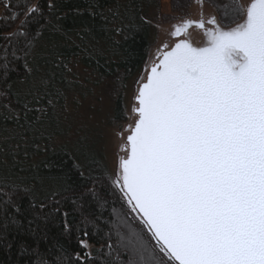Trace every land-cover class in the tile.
<instances>
[{
    "label": "snow or ice",
    "instance_id": "obj_1",
    "mask_svg": "<svg viewBox=\"0 0 264 264\" xmlns=\"http://www.w3.org/2000/svg\"><path fill=\"white\" fill-rule=\"evenodd\" d=\"M215 6L242 19L174 25L177 42L157 49L136 91L135 123L110 177L140 224L115 225L127 264H264V0ZM193 26L202 46L191 42ZM37 264L49 261L37 253Z\"/></svg>",
    "mask_w": 264,
    "mask_h": 264
},
{
    "label": "trees",
    "instance_id": "obj_2",
    "mask_svg": "<svg viewBox=\"0 0 264 264\" xmlns=\"http://www.w3.org/2000/svg\"><path fill=\"white\" fill-rule=\"evenodd\" d=\"M6 1L7 8L0 3V264H37V253L49 264L58 257L65 264H127L115 225L120 217L140 224L112 186L100 147L83 135L65 137L63 111L72 65L120 88L142 70L155 23L167 17L161 1ZM203 1L221 26L240 21L230 8L225 19L215 6L227 0ZM190 2L169 5L183 10ZM30 6L38 10L27 12ZM11 13L19 18H6ZM25 13L28 23L21 25ZM120 116L117 98L114 117ZM80 239L90 247L82 250Z\"/></svg>",
    "mask_w": 264,
    "mask_h": 264
},
{
    "label": "rangeland",
    "instance_id": "obj_3",
    "mask_svg": "<svg viewBox=\"0 0 264 264\" xmlns=\"http://www.w3.org/2000/svg\"><path fill=\"white\" fill-rule=\"evenodd\" d=\"M160 1L161 12L167 17L160 18L155 23L152 46L145 65L155 59L157 49L164 43H168L171 47L176 42L177 39L170 35L174 25L185 19L198 20L201 14L203 18L215 16L218 21L215 8L205 1L201 4L200 0H191L189 6L183 10H172L169 5L170 0ZM239 2L246 6L249 0H239ZM5 4L7 1L3 0V5ZM1 8L0 6V12ZM189 35L194 45L202 44V38L197 30L191 29ZM145 65L137 75L126 81L123 88H120L119 84L113 80L97 83L96 75L78 65H72L70 68L69 77L73 84L67 91L63 111L64 125L67 127L65 137L71 139L74 136L83 135L94 146L100 147L105 159L104 163L112 177L117 170L118 156L125 155L120 151V146L126 141L127 127L130 124L134 126L135 123L136 116L132 113V108L139 83L145 75ZM117 98H120V119L114 117Z\"/></svg>",
    "mask_w": 264,
    "mask_h": 264
},
{
    "label": "flooded vegetation",
    "instance_id": "obj_4",
    "mask_svg": "<svg viewBox=\"0 0 264 264\" xmlns=\"http://www.w3.org/2000/svg\"><path fill=\"white\" fill-rule=\"evenodd\" d=\"M201 15H202V14H201ZM201 15H200V18H201ZM200 18H199V19H200ZM204 19H205V21H207L209 18H204ZM206 27H212V25H208V24L206 23ZM191 29H195V30H197V32L200 33V36H201V38H202V44H200V45H195V46H202L203 43H204V35H203V31L200 30V29H197V28H195V27L193 26L192 28L189 29V32H190ZM183 38H185L183 35H181V37H179V39H183ZM176 39H177V38H176ZM176 42H177V40H176Z\"/></svg>",
    "mask_w": 264,
    "mask_h": 264
},
{
    "label": "water",
    "instance_id": "obj_5",
    "mask_svg": "<svg viewBox=\"0 0 264 264\" xmlns=\"http://www.w3.org/2000/svg\"><path fill=\"white\" fill-rule=\"evenodd\" d=\"M174 38H176V37H174Z\"/></svg>",
    "mask_w": 264,
    "mask_h": 264
}]
</instances>
